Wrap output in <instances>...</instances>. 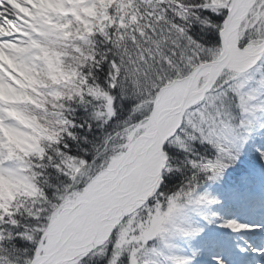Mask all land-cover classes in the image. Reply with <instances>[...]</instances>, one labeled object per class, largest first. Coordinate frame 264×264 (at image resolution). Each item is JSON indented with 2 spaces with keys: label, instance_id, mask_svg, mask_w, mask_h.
Wrapping results in <instances>:
<instances>
[{
  "label": "snow or ice",
  "instance_id": "6c2138e0",
  "mask_svg": "<svg viewBox=\"0 0 264 264\" xmlns=\"http://www.w3.org/2000/svg\"><path fill=\"white\" fill-rule=\"evenodd\" d=\"M245 2L166 0L148 7L143 39L134 33L140 47L127 52L114 46L115 27L106 42L103 35L90 37L98 54L90 76L89 68L81 70L87 84L80 87L92 88L55 117L66 118L59 143L47 148L41 161L23 162L39 173L33 182L43 190V200L30 211H42L31 215L27 204L17 209V201L6 212L0 208V264H192L197 253L189 256L176 241L196 238L209 224L219 222L237 234L264 233V225L216 214L223 200L210 191L230 176V198L249 193L252 178L244 160L249 149L264 167V50L253 51L264 42V0H250L238 39L227 35ZM83 3L23 0L22 7L38 13L43 26L0 42L16 44L31 35V42L43 47L52 25L81 18L76 6ZM233 52L244 61L226 63L224 57ZM209 77L211 86L196 103L166 110L173 103L168 91L191 81L200 88ZM9 108L17 109L0 101V126L16 128L11 115L3 118ZM23 163L6 160L0 172ZM132 198L136 206L110 224L114 206ZM77 238L89 242L76 244ZM250 250L264 256V248Z\"/></svg>",
  "mask_w": 264,
  "mask_h": 264
},
{
  "label": "clouds",
  "instance_id": "9594fccd",
  "mask_svg": "<svg viewBox=\"0 0 264 264\" xmlns=\"http://www.w3.org/2000/svg\"><path fill=\"white\" fill-rule=\"evenodd\" d=\"M114 2L115 0H96L102 9L109 7ZM22 4L23 0H19V2L3 0V4L0 5L3 8V12H0V23L3 24L0 27V37L14 36L21 29L24 33L35 34L36 25L43 26L37 19L38 13H30L28 9L22 7ZM47 6L52 7L51 5ZM33 7L35 8L37 5H33ZM80 11L88 16L95 15V10L92 7L82 8ZM20 17H24V19L20 20ZM102 19H107V17L102 16ZM75 20L83 26L84 32L81 35L87 33L90 36H96L98 34L93 32V26L89 22L82 20L79 16H76ZM71 23V20L62 24L57 22L51 26V31H59L65 38L75 36L79 28L71 32H64V29L69 28ZM111 25L112 22L109 21V28ZM99 35L105 36V42L107 41L103 27L100 28ZM22 44L26 47H21ZM114 46L119 47L118 44H114ZM94 53H96V49L93 46L87 51H79L75 46L68 51H59L46 45L39 47L31 42V35L25 40L17 41L16 44H12L8 40L0 42V101L9 105H28L26 108L4 110L3 118H8L11 115L26 131L0 126V164L13 155H17L22 163L29 157H35L36 161H41L47 148L59 143V139L62 138L61 133L65 131L63 125L66 118L56 119L55 117H62L61 109L67 111L69 104L78 102L74 101V97H81L82 92L86 93L89 88H92V85H87L85 88H81L80 85L87 84L84 73L81 71L83 68H89L88 75H91ZM61 56L64 57V61H61ZM101 59L103 60L104 57L101 56ZM63 62L69 64L74 62L75 66L72 67L71 72L62 70L60 65ZM41 63L43 67H40ZM13 73L15 78L12 76ZM77 78H79V83L74 84L71 91L59 90L62 82L72 83ZM9 81L13 82L16 87H12ZM93 83L95 84V81ZM41 137H46V139L41 140ZM5 151L7 155H5ZM35 166L39 167L40 165L36 163ZM22 170L31 175L33 181L39 175V173L33 172L29 163H23ZM20 188H23V191H19ZM14 192H18L19 196L24 197V200L15 206L17 209L27 203L29 214L37 215L42 211L41 208H37L36 213L30 211L44 198L43 190L37 184L33 182L24 185L22 181L6 180L0 176V208H4L5 212L7 211L6 201L15 199Z\"/></svg>",
  "mask_w": 264,
  "mask_h": 264
},
{
  "label": "trees",
  "instance_id": "16d2710c",
  "mask_svg": "<svg viewBox=\"0 0 264 264\" xmlns=\"http://www.w3.org/2000/svg\"><path fill=\"white\" fill-rule=\"evenodd\" d=\"M91 5H95V15L94 16H88L85 17L82 15L81 19L89 22L93 26V32L99 34V30L101 27L104 29V33L106 34L109 28V21L112 22L111 28L115 27L116 32L114 35V39L116 41V44L119 45V47H123V50L127 52V49L130 48L132 45H135L138 49L140 45L137 43L136 36L134 35H140L141 39H143V27L147 26V20L145 19V16L148 14L147 9L148 7H151L153 9L159 7L160 4L166 3V0H123V3H121V0H115L114 3H112L107 8H101L97 3L96 0H91ZM223 2V0H215V3L217 6L218 3ZM109 9H111V13H109ZM161 12H163V9H161ZM103 17H107V19H102ZM159 19V17H158ZM79 28V31L76 32L75 36H69L65 38L61 32L57 31H51L50 39L45 44L46 46L56 48L59 51H68L72 50L73 46L79 49V51H83L85 49H90L93 45V41L90 39L89 34L84 33L81 35V33L84 32L83 26L80 25L79 21H76V23L73 26H70L69 28L64 29V32H71L74 29ZM239 36V34H238ZM130 41L131 43L128 44L127 42ZM261 43V42H260ZM259 45V44H258ZM60 59L64 61V57L61 56ZM83 59V57H81ZM63 66H60L62 70L66 69H72V67L75 66L74 62L72 64H69L68 62H63ZM79 83V78H77L75 81L72 82L71 85H69L68 91H71L74 84ZM61 90V89H59ZM32 94V93H30ZM34 95V94H32ZM28 106L21 105V108H26ZM47 107V105H45ZM81 115H83V112H81ZM43 123V121H41ZM257 140L259 141V136L257 137ZM75 150V149H73ZM253 151L249 149L247 155L249 157L252 155ZM244 160L247 163H254L253 160H249L246 157ZM253 166V165H252ZM252 178V177H251ZM231 185V177H226L224 182L219 185H213L210 189L214 194H218L220 198L223 200V203L218 204L216 206V214H218L221 217H226L229 215H232L233 211L237 209V206L229 205L231 201L234 202V200H238L239 202H243L245 195H242L239 198H230L228 195V189ZM24 200V197H21L18 195V193L15 195V199L8 200L7 204L9 205L13 201H17L18 205L21 203V201ZM27 204V203H25ZM15 205V206H16ZM215 224H209L207 225L202 234L198 235L194 239H188V238H179L176 241L177 246L181 251L191 256V253L195 251L197 254L195 255L192 264H204V257L208 256L209 252L214 249L216 246L215 243V237L212 236L214 230ZM211 233V234H210ZM25 238L30 241L33 239L31 235L26 234ZM24 241H21V244H23ZM211 250V251H210Z\"/></svg>",
  "mask_w": 264,
  "mask_h": 264
},
{
  "label": "rangeland",
  "instance_id": "374dc122",
  "mask_svg": "<svg viewBox=\"0 0 264 264\" xmlns=\"http://www.w3.org/2000/svg\"><path fill=\"white\" fill-rule=\"evenodd\" d=\"M17 2H19V0H17ZM91 2H92L91 0H85V3L78 5L76 7L79 9V11L80 9L87 8V7L95 8V5L94 6L91 5ZM222 4L223 2L218 3L219 6H222ZM82 15L84 16L83 12H81V16ZM85 17H87L86 14H85ZM70 20L72 21L71 26H73L77 21L75 20V18H71ZM58 22L65 23L66 21H58ZM240 31H242V29L238 27L237 31L235 32L234 41L238 39V34L240 33ZM262 50H264V42L261 43V45H257L253 49V51L256 54H259ZM244 59H245L244 56L240 55L239 53L234 52L233 59L230 63L231 64L242 63ZM60 66H63V64H61ZM40 67H43L42 63L40 64ZM66 71L71 72V69L68 68L66 69ZM71 84L72 83H69V82H62V85L59 87V89H61V91L68 90L69 89L68 87ZM204 84H202L200 87H202ZM169 87L171 88V86ZM195 89H199V88H197L195 85ZM167 99L173 101V103L167 105V108L175 106L179 100V88H172L170 91H168ZM15 106L18 108V104H15ZM24 106H28V105L24 104ZM15 127L21 129L22 131H26L25 129L22 128L21 125H19L18 122H15ZM40 139L43 140V139H46V137H41ZM251 154L252 155L250 157L249 155H246L245 157L247 159L249 158V160H253L255 163L252 168L249 167L250 168L249 172L252 173L253 172L252 170H255L257 172V173L253 172V175H256L258 179L257 180L255 179L256 183L254 184L256 185L252 187L253 191L257 193V195H255V197L253 196V198H250V201L248 199L249 197L247 196H245V200L243 202H239L235 200L234 203H236L237 205H241L239 208V211H240L239 214H237V216H226L224 218L236 219L237 221L241 223H245V224L264 225V170L259 168L260 164L258 163L255 153L252 152ZM5 155H7L6 151H5ZM19 155H22V154H19ZM14 158L19 159L17 155H13L8 160H11ZM245 163L247 162L245 161ZM0 176H3L6 180L22 181L24 185L33 183L31 175H29L26 171H23L22 167H18L16 169H5L3 170V172H0ZM19 191H23V188H20ZM250 192L252 191H249V193ZM17 193L18 192H14V196ZM256 198H257V201L255 200ZM252 199L255 200L256 202L253 201L251 203ZM7 203L8 202H6V205L8 207ZM119 221L117 223H119ZM214 230L215 232H213V234L216 232H219L220 233L219 235L222 236V238L228 237L225 239V241L227 242L229 246H231L230 247L231 249L228 250L225 247L223 248L222 245L218 244L217 245L218 249L215 250V252H211L210 256L206 260L209 264H219L220 260L224 261L225 264H264V256H261L250 250L251 248H257V249L264 248V233H261L259 230H253L251 232H240L237 234V233L231 232L230 230L226 228L219 227V222L215 224ZM244 245H247L249 247V251H247L246 253H241L239 249ZM214 258H218V259H214Z\"/></svg>",
  "mask_w": 264,
  "mask_h": 264
},
{
  "label": "bare ground",
  "instance_id": "6f19581e",
  "mask_svg": "<svg viewBox=\"0 0 264 264\" xmlns=\"http://www.w3.org/2000/svg\"><path fill=\"white\" fill-rule=\"evenodd\" d=\"M249 7H250V0H246V2L242 5L239 14L237 15L236 20L234 21L230 32L227 34L229 39L234 41V34L239 26V20L243 18L244 13L248 10ZM232 56H234V52L231 53V57ZM211 79L212 77H209L207 85L210 84ZM183 87L185 88L186 103L188 105L196 103L201 96V89L200 90L195 89L194 81L185 82L182 87H179V91H181ZM134 206H136V201L134 198L115 205L114 210H112L111 212L110 224H115L122 215L127 214V212L131 211L132 207ZM88 242L89 241L87 239L77 238V241L75 243L87 244Z\"/></svg>",
  "mask_w": 264,
  "mask_h": 264
},
{
  "label": "water",
  "instance_id": "95a60500",
  "mask_svg": "<svg viewBox=\"0 0 264 264\" xmlns=\"http://www.w3.org/2000/svg\"><path fill=\"white\" fill-rule=\"evenodd\" d=\"M231 58V54L227 55L224 57V60L226 63H228V61L230 60ZM211 84H208L206 87H204L202 90H201V93L203 90H206L207 87H210ZM181 105H184L185 107L188 105L186 103V98H185V88L183 87V89L181 91H179V100H178V104L174 107V109H179ZM173 108H169L167 110H172Z\"/></svg>",
  "mask_w": 264,
  "mask_h": 264
}]
</instances>
